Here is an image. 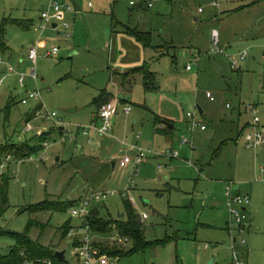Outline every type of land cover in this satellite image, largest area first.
<instances>
[{"label":"rangeland","instance_id":"obj_1","mask_svg":"<svg viewBox=\"0 0 264 264\" xmlns=\"http://www.w3.org/2000/svg\"><path fill=\"white\" fill-rule=\"evenodd\" d=\"M50 1L0 0V28L7 19L4 39L9 47L0 51V59L26 75L25 86L19 84L16 74L0 82V144L28 139L38 142L40 130H54L46 139L49 147L30 159L21 162L12 152L4 159V173L11 175V180L9 203L0 214V256L11 253L17 244L14 234L24 233L34 220L45 226L33 225L30 237L65 251L67 260L77 263L74 240L83 236V231L66 236L64 229L68 222L73 227L82 224L72 215V206L94 189L116 193L103 201L105 206L99 203L103 213L111 214L109 217L126 211L124 200H135L138 213L149 217L143 220L145 238L162 241L145 251L111 257L118 264H264V180H256L262 175L264 157L255 161L260 150L247 149L244 139L238 137L239 113L241 122L258 116L264 126V38L233 47L222 41L224 53H216L212 37L214 28L220 31L218 16L223 11L260 0H222L219 7L211 6L212 0H76L81 10L67 12L64 21L56 22L57 28L48 23L42 29L45 22L40 18ZM57 1L64 6L71 3ZM200 7L205 12L200 13ZM253 12L243 10L234 18L242 27L254 19ZM196 15L198 21L194 20ZM14 20L30 21L32 26L25 30ZM125 26L151 31L155 43L168 41L157 48L169 55L152 61L158 90H146L141 74L129 78L133 114L145 113L146 120L134 123L129 116L120 121L116 134L121 142L97 137L90 141L80 135L77 143H63L58 120L66 124V130L92 123L96 98L112 75L111 35ZM40 39L46 43L36 44ZM34 45L39 52L35 64L29 59ZM54 47L58 54L48 56ZM244 51L248 55L242 60L238 54ZM149 53L153 54V48ZM235 59L238 63L233 67ZM188 64L192 70H187ZM33 69L38 80L31 76ZM120 78L118 75L109 86L114 93ZM21 89L26 92L21 94ZM27 91H39L41 98L24 104ZM207 92L215 99L211 100ZM40 105L42 113L34 118ZM53 112L58 115L55 120L47 117ZM27 113L32 114L30 132H25ZM189 113L206 124L207 130L194 128ZM156 115L174 121V144L165 135L154 136ZM140 133L143 137L137 141L135 135ZM183 138L192 140L195 149L182 145ZM122 142L153 151L137 173H132L133 164L120 167L126 155L134 156ZM230 181L240 185L243 194H251L257 186L255 213L250 211L245 229L212 201L214 189L208 183L225 186ZM224 194L219 195L223 202ZM70 199L75 202L66 211L32 210L46 200ZM112 233L90 235L93 240L104 237L99 242L112 246ZM118 245L125 251L133 246L129 240Z\"/></svg>","mask_w":264,"mask_h":264},{"label":"crops","instance_id":"obj_2","mask_svg":"<svg viewBox=\"0 0 264 264\" xmlns=\"http://www.w3.org/2000/svg\"><path fill=\"white\" fill-rule=\"evenodd\" d=\"M243 10H253V11H255V13L253 12L255 17H254V19L251 22H248L247 24L243 25L244 27L243 26L241 27L239 22L235 20L234 16L236 15V13H238L240 11H243ZM204 12H205V10H204ZM40 19L43 20L42 17ZM199 19H200L199 16H197V15L194 16V20L195 21H198ZM218 19L220 20L219 26H220V31H221V33H220L221 43L223 41V43L225 45L233 47V44L235 45L237 43H242L244 41H253V43H255V39H257V38L263 39L264 38V0H260L258 2L254 1V2H251V3L243 4V5H241L240 7L236 8V9H232L231 8V9H228L226 11H223L220 14V16H218ZM214 29H216V28H214ZM123 30L124 29H120L118 31L114 30L115 33H113L111 35V42H110L109 48H110V59L112 61V64L110 63V66L113 67V68H111V70H112L111 74L112 75L109 76V78H108L109 82H108L107 86L105 88L101 89V92H100V94H101L103 91L106 90L108 92V94L111 95V101H117V103L119 105L118 111L115 114V116L113 117L114 121L112 119V121H113L112 124L113 125H111L110 131L108 133H106V134H101L96 129H89L90 134L86 135L83 132V130L81 129V127H88V126H90L92 124L96 125L97 127L102 126V120L98 116L100 107H99L98 103L95 102L96 106H97V110H96V112L94 114L92 123L90 125H88V126H74L73 125L69 129V130H72V133H73L72 138L67 139L66 141L62 140V136H63V134L65 132H68L69 130H66V127L63 125L65 123L62 120H58L57 121L60 125H62V126L59 127V131H60L61 141L63 143H66L68 141H71L72 143H77L78 140H79V136L80 135L88 137V139L90 141L94 140L96 137L97 138H102L103 140H107V139L109 140L110 139V140H113V141H115V140L119 141V140H117L118 137H117L116 133L120 132V128H121L119 126L120 125V121L124 122V120L127 117H129V116H132L131 118H132L134 123L140 122L141 119L146 120L145 113H143V114L134 113L133 114V109L130 106L132 104V102L130 101V98H129V95L131 94L130 88L132 86L131 87L128 86L130 77H134L136 74H141L143 79H144V75H143V73L141 71L139 73L131 74L127 78H125V74H128V73H130L133 70L142 69L145 66H149L150 70L152 72H154L151 69L152 68V61H155L157 58H161V57H163L165 55H169L168 52L161 51V49H159L157 47L161 46L162 44L167 43L168 41L164 40L163 43L162 42L161 43H157V42L155 43L153 35H152V46L145 47V45L138 38H136L132 34L124 32ZM170 42H172V41H170ZM38 43H46V42L44 40L40 39V40L37 41L36 44H38ZM169 44H172V43H169ZM33 47H37V45H34L31 48H33ZM151 48H153V54L149 53ZM247 55H248V51H247ZM238 56L240 57V53L238 54ZM245 58H244V60H245ZM4 63H6V62L4 61ZM0 64H2V63H0ZM0 75H1V77H0V82L1 83H4L8 77L13 76L11 74H7V63L5 64L4 67H0ZM118 75L119 76L121 75V78L117 79L116 83L114 84V85L117 86V87L115 86L117 88V91L114 93L109 88V86L111 85L112 81H114V79L117 78ZM4 76H6V79L4 81H2V78ZM16 76H17V74H16ZM157 77H158V75H157ZM158 89H159V87L157 89H154V90H158ZM24 92H25L24 89L20 90L21 94H23ZM100 94H99V96H100ZM99 96L97 98H99ZM122 100H125V102H123ZM40 106H42V105H40ZM128 107L131 108V112L130 113H126V111H125ZM227 107H228V104H227ZM231 107L232 106H230V108ZM42 108H43V106H42ZM145 108H147V106H145ZM200 108L203 110V112H201V113H204L203 107L199 106V109ZM249 108L253 109L252 107H249ZM147 109H149L151 111L150 108H147ZM29 114L30 113H27L26 116L27 117H32L31 116L32 114H30V116H29ZM34 118H36V117H34ZM122 118H123V120H122ZM52 120H55V119H52ZM154 120H155L154 121V136H155V134H157V135H160V134L161 135H165V136H167L168 141L171 142L172 144H174V140H173V138H174V132L173 131L175 129L174 121L172 119H169V118H166V117H162V116H159V115H156ZM27 122H31V120L27 121V119H26V123ZM238 125H239L238 126V130H239L238 131V137H239V139H240V137L244 139V143H245V147H246V134L250 130H252L253 125H254V119H253V121L245 120V121L241 122V113H239ZM260 125H261V120L259 122V126ZM259 126H258V124L256 125V127H259ZM123 127H124V130L127 131V129H126L127 126L125 125ZM262 127H264V126H262ZM201 130L205 131L207 129L203 130L201 128ZM53 131L54 130L46 131L45 129H42V130L39 131V133H37V137L39 139V136L44 134V135H46V139H47V136L50 135L51 133H53ZM142 137H143L142 133L135 135V139L137 141L142 139ZM30 140H31L32 144H36V143L39 142V141L38 142H33V139H30ZM183 140H184V138H183ZM183 140H182L181 144L185 146L186 144L183 143ZM45 141H47V140H45ZM190 141H192V140H190ZM119 142H121V141H119ZM122 144L123 145H127V151H131V152L134 153L133 158L136 156L138 148L141 147V146H138L137 144H129L128 145L125 142H122ZM77 148L80 149L81 146L77 145ZM144 149L148 151L147 157L139 166H141L142 164H145L146 161L149 160L148 159L149 158L148 154L153 152L151 148H144ZM192 149H195V147H192ZM247 149H249V148H247ZM255 149L260 150L257 153H255V161H257V159H259L261 157H264V145H262L260 147H257V148H254L253 150H255ZM171 157H173V156H171ZM111 159H112L111 163L113 164L114 167H116L117 164H118L117 161L113 157ZM26 160H28V159H26ZM24 161H21V162H24ZM21 162H18V163H21ZM131 164H128L126 167H122L120 165V167L121 168H127V167L131 166ZM161 166L162 165H160V167ZM263 167L264 166H261V168H260L261 174L263 176L262 175H261L262 177L259 176L256 180H259V181L260 180H264V172L262 171ZM10 172H11V170H10ZM132 173H137V172H134V169H133ZM229 183H233V191L236 194L250 195L251 199L253 197V201L245 209V212L248 215L247 219H249L250 211L252 212L251 215H253V213H255V199L254 198H255V191H256L257 186L256 187L254 186L252 188L251 194L249 192L247 194H243L241 192L240 185L235 184L232 181L227 182L225 184V186L222 185V183H219V182H217V183H215V182L211 183L210 182L208 184L213 186L212 188L214 189V191H212V194H213V200L212 201H213V203L215 205H217V209L218 210H220L224 215L227 214V216L232 220L229 208L227 206V197H226V187H227V185ZM92 191H95V190L94 189H90L84 197L88 196ZM223 191L225 193L224 194L225 202H223L224 199L221 196H219V195H221V193ZM69 201H70V203H74L75 202V200H72V199H70ZM100 204L97 203L95 206H99ZM102 204H104V202ZM104 206H105V204H104ZM132 206L136 209L134 204H132ZM125 208H126V205H125ZM136 212H137V214H138V216H139V218L141 219L142 222H143L144 219L149 218V217L144 218L143 217L144 213L143 214L142 213H138L137 209H136ZM123 213L125 214L124 217H126V211L123 212ZM108 214L111 215L109 212H108ZM124 217H122V218H124ZM253 223H254V221H253ZM81 225L79 227H73V225L71 223L70 224L71 232L68 235L70 236L72 231H79L80 230L79 228L81 227ZM115 230H117V229H115ZM115 230H113V231H115ZM81 231H83V230H81ZM84 232L85 231H83V234H84ZM116 232H118V230ZM102 236H104V235H102ZM101 239H105V238L98 236L97 239H95L94 241L97 240L99 242ZM109 241H111V239H109ZM206 248H208V246H206ZM65 256H66V254H65Z\"/></svg>","mask_w":264,"mask_h":264},{"label":"trees","instance_id":"obj_3","mask_svg":"<svg viewBox=\"0 0 264 264\" xmlns=\"http://www.w3.org/2000/svg\"><path fill=\"white\" fill-rule=\"evenodd\" d=\"M8 20H5L4 25L0 28V51H4L8 49V45L4 39V31L5 25ZM14 23L18 24L25 30L31 28L32 22L30 21H18L14 20ZM118 23H115L117 25ZM114 25V26H115ZM123 31L129 34L134 35L138 38L145 47L152 46V32L148 31H139L138 29H132L129 26L123 27ZM118 31V30H115ZM144 75V85L146 90H154L159 87L158 77L155 72H152L149 66H145L142 69L133 70L128 74H125V78H127L131 74L141 72ZM111 101V95L105 90L103 91L99 98L96 99V103H98L99 107L107 102ZM125 102V100H122ZM42 109V106H39L34 116L38 117V112ZM30 116V114H29ZM32 116V115H31ZM32 117H27V121H30ZM37 136V135H36ZM46 135L39 136V142L36 144H32L31 140H25L19 143H11L10 144H0V164L4 162L6 156L12 152L15 154L18 160L24 161L26 159L31 158L33 155H36L43 151L46 148ZM11 176L9 174L0 175V214H3L4 209L7 207L9 203V184H10ZM126 205V217L124 218H113L109 217L105 213L100 206H94L91 215L88 216L85 223H82L80 230L85 231L87 225L89 226V230L92 233L99 234H109L115 229L118 230L121 236L128 237L129 241L132 242L133 246L129 251H125L122 246H119L118 243L113 242L114 244L111 246L103 245V243L94 241V244L99 247L103 254H106L110 257H123L132 255L138 251H145L147 248L153 246L154 244H160L162 241H148L145 238V228L144 223L139 218L136 209L132 206V203L129 200H124ZM72 204L70 201H49L46 200L34 208L33 211H41V210H57V211H66L68 206ZM107 216V217H106ZM71 222L66 223L64 229V235H68L71 232L70 229ZM33 225H41L45 226L44 223H40L39 221L32 220L27 229L22 234H14V237L17 240L16 246L13 248L11 253L6 256H0V264H48L45 260L51 262V264H80L72 263L67 260V262H62L56 257V251L58 249L52 245H44L41 242L30 237V229ZM81 237V236H80ZM79 237H75L74 246L79 242ZM67 259V258H66ZM40 260V261H39Z\"/></svg>","mask_w":264,"mask_h":264},{"label":"built area","instance_id":"obj_4","mask_svg":"<svg viewBox=\"0 0 264 264\" xmlns=\"http://www.w3.org/2000/svg\"><path fill=\"white\" fill-rule=\"evenodd\" d=\"M222 0H212L210 2L211 6L219 7ZM91 4V3H90ZM152 6V4H149ZM74 10L73 5L70 3L67 6H64L60 4L57 0H51L49 3L48 8L43 11L42 13V19L45 22V24L41 27L42 29H45L48 23H56L57 21H64L66 19L67 12H71ZM205 8L200 7L199 12H204ZM67 26L69 25L66 23ZM213 42L216 46L215 52L216 53H224V49L221 44L220 39V32L218 29H214L212 32ZM59 52V49L57 47H54L51 51L47 52L48 56L57 55ZM247 55V51H244L240 53V58L244 59ZM39 56L38 48L33 47L30 49L29 52V59L35 64L37 62V58ZM4 60L1 58L0 63H3ZM237 60L235 59L233 61V67H236ZM192 65H187V70H191ZM7 74H17L18 76V82L21 86H25V79L26 75L22 72L17 71L12 65L7 63ZM31 76L34 80H38L39 76L36 73V69L32 70ZM6 79V76L2 78V81ZM26 92V90H25ZM207 96L214 100L215 97L212 93L207 92ZM41 98V93L39 91H33L28 92L27 96L22 99V102L24 104H28L30 99H39ZM118 103L117 101H109L101 106L99 109L98 116L102 120V126L97 127L96 125L92 124L88 127H81L83 132L88 135L90 134L89 129H96L101 134H106L110 131L111 125H112V119L115 116V114L118 111ZM228 107H230V104H228ZM43 109V108H42ZM42 109L38 112V116L40 113H42ZM126 113L131 112V108L128 107L126 110ZM189 117L192 118V125L194 128L200 127L203 130L207 129L206 124H200V122L197 120L196 115L193 113L188 114ZM47 117L49 119H55L57 117V113H48ZM260 122V118L258 116L254 117V125L252 130H250L246 134V147L249 149H254L257 147H260L264 145V127H256V125ZM61 123V122H60ZM33 130V126L31 125V122H27L25 126V132H30ZM72 130H69L68 132H65L62 136V140L66 141L67 139L72 138ZM184 144H190L192 147L194 146L193 141H190L187 138H184L183 140ZM46 148L49 147V143H45ZM45 148V149H46ZM148 151L145 150L142 147H139L136 153V156L132 158L129 155H126L123 159L120 161V165L122 167H126L128 164L134 165V172H138L139 165L146 159ZM45 156V155H44ZM174 157L178 156V153L173 154ZM46 157V156H45ZM5 163L0 164V175L4 174V168ZM262 171L264 172V167L262 168ZM129 190V189H127ZM116 193H108V192H100V191H92L88 196L81 198L74 206H72V215L74 217L80 218L82 220V223L86 222V219L88 216L91 215V212L94 208V206L97 203H101L108 199L110 196H114ZM226 197H227V206L229 208L232 221L237 223L242 229H245V222L248 218L247 213L245 212L246 207L251 204L252 199L250 195H241L236 194L233 191V183H229L226 187ZM134 205L135 200L129 199ZM144 218H147V213L143 214ZM89 226L87 225L86 230L83 234V236L79 237V243L74 246V255L77 258V262L80 264H118L115 260H111V257H109L106 254H103L99 247L94 244V240L92 239L90 235ZM111 239L113 242H120V243H126L129 238L123 237L120 235L119 232H115L111 234ZM40 261V260H39ZM48 264H51L50 261L45 260Z\"/></svg>","mask_w":264,"mask_h":264},{"label":"water","instance_id":"obj_5","mask_svg":"<svg viewBox=\"0 0 264 264\" xmlns=\"http://www.w3.org/2000/svg\"><path fill=\"white\" fill-rule=\"evenodd\" d=\"M70 2H71V4L73 5V7H74V9H75L76 11L81 10V8L79 7V4L77 3L76 0H70ZM57 26H58L57 23H53V27H54V28H57ZM199 110H200V112H203V110H202L201 108H200ZM124 215H125L124 213H120V214L118 215V217H119V218H122V217H124ZM65 254H66L65 251H60V250L56 251V257H57L60 261H62V262H67V259H66Z\"/></svg>","mask_w":264,"mask_h":264}]
</instances>
